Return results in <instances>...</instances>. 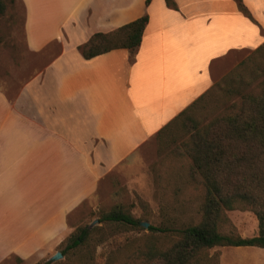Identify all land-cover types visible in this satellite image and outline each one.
Returning a JSON list of instances; mask_svg holds the SVG:
<instances>
[{"label":"crops","instance_id":"crops-1","mask_svg":"<svg viewBox=\"0 0 264 264\" xmlns=\"http://www.w3.org/2000/svg\"><path fill=\"white\" fill-rule=\"evenodd\" d=\"M19 1L25 64L0 81V262L52 250L113 169L214 86L235 52L264 45V0H243L255 22L233 0ZM146 14L135 52L84 58L93 35Z\"/></svg>","mask_w":264,"mask_h":264},{"label":"trees","instance_id":"trees-1","mask_svg":"<svg viewBox=\"0 0 264 264\" xmlns=\"http://www.w3.org/2000/svg\"><path fill=\"white\" fill-rule=\"evenodd\" d=\"M236 2L239 11L255 22L243 0ZM152 0L146 1V6ZM177 9L174 0H165ZM0 0V15L4 13ZM149 15L113 31L97 33L80 50L85 59L117 49L135 52L141 45ZM179 133L181 148L193 163V169L204 187L201 220L177 228L149 227L151 241L136 247L140 264H217L208 256L216 247H257L264 249V45L242 61L185 111L162 128L156 140L171 142ZM249 210L258 221L259 234L244 238L222 234L227 212ZM99 221L128 230H144L142 221L121 206L100 213ZM89 226L74 231L60 251L63 260L42 264H95L94 252L88 249L92 240ZM176 236L168 247L156 239ZM76 258L75 262L73 259Z\"/></svg>","mask_w":264,"mask_h":264},{"label":"rangeland","instance_id":"rangeland-1","mask_svg":"<svg viewBox=\"0 0 264 264\" xmlns=\"http://www.w3.org/2000/svg\"><path fill=\"white\" fill-rule=\"evenodd\" d=\"M1 2L5 10L0 15V81L6 83L14 81L18 67L25 64L24 9L19 0ZM254 51L235 52V63L229 65L228 71L217 82ZM25 74L28 76L27 72ZM182 141L179 133H175L171 142L160 144L155 137L140 147L131 159L113 169L102 180L98 190L68 216L69 230L52 250L25 260L11 256L0 264H42L52 260L77 228L91 225L90 230L95 231L84 252L88 249L94 252L95 264H140L135 258L136 247L152 240L149 227L177 228L197 224L201 220L205 190L194 172L191 159L181 148ZM116 206H121L142 223H148L149 227L128 230L101 223L100 213ZM227 216L229 221L221 226L222 234H237L244 238L257 236V219L253 212L234 210L227 212ZM96 220L98 223L93 224ZM175 238L173 234L163 235L156 239V243L160 247H168ZM208 256L216 259L217 264H264V249L257 247H216L208 251Z\"/></svg>","mask_w":264,"mask_h":264},{"label":"water","instance_id":"water-1","mask_svg":"<svg viewBox=\"0 0 264 264\" xmlns=\"http://www.w3.org/2000/svg\"><path fill=\"white\" fill-rule=\"evenodd\" d=\"M96 223H98V220H96L95 223H93V224H96ZM92 226H93V225H91V226L89 227V229H90ZM142 226L145 227V228H148V227H149V224H148V223H142ZM62 258H63V255L61 254V252H58V253H56V254L54 255V257L52 258V260H54V261H58V260H61Z\"/></svg>","mask_w":264,"mask_h":264}]
</instances>
